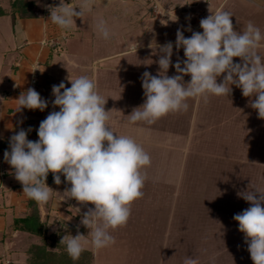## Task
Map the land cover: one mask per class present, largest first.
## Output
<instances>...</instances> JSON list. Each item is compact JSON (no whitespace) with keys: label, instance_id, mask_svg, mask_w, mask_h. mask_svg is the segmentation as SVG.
Wrapping results in <instances>:
<instances>
[{"label":"rangeland","instance_id":"rangeland-1","mask_svg":"<svg viewBox=\"0 0 264 264\" xmlns=\"http://www.w3.org/2000/svg\"><path fill=\"white\" fill-rule=\"evenodd\" d=\"M31 1L39 10L60 4ZM11 2L0 0V6L10 10ZM65 2L78 5L80 0ZM209 8L231 12L236 31L243 32L251 21L264 35V0H95L94 11L63 32L65 45L82 66L75 78L93 79L107 100L108 125L134 138L151 157L143 197L131 205L127 225L110 232L115 244L100 250L86 246L95 264H184L188 257L199 264H254L233 217L250 207L238 193L264 191V119L250 106L255 97H244L231 85L229 96H210L207 103L190 98L186 111L169 113L154 124L129 122L145 100L143 73L160 71V46L173 43L167 75H177L173 65L179 60L183 66L186 59L183 48L175 47L177 31L185 38L202 33L200 21L210 15ZM100 17L113 33L110 40L96 31ZM8 22L0 19L1 39L7 38ZM257 51L264 57V40ZM117 64L119 72L112 70ZM183 79L187 83L190 76ZM222 81L223 74L217 78ZM90 208L94 205L87 204L86 213ZM75 224L70 235H88L81 220Z\"/></svg>","mask_w":264,"mask_h":264},{"label":"clouds","instance_id":"clouds-1","mask_svg":"<svg viewBox=\"0 0 264 264\" xmlns=\"http://www.w3.org/2000/svg\"><path fill=\"white\" fill-rule=\"evenodd\" d=\"M94 6L95 0H80L78 5L60 0L59 6L50 8L49 18L61 29L71 30L76 18L93 12ZM209 11L210 15L200 21L202 33L192 32L185 38L178 29L175 47L177 51L183 48L186 59L183 66L179 60L173 65L177 75H167L173 43L160 46V71L155 76L143 73L145 100L129 115L130 123L151 125L169 113L186 111L190 98L207 103L210 96H229L231 85L240 88L244 97H255L250 106L264 119V57L257 51L264 35L251 21L243 32L234 30L229 11ZM95 28L103 39H111L113 33L105 19L98 18ZM20 37L24 38L22 32ZM234 58L241 62L234 63ZM222 74L223 81L218 83ZM185 75L190 76L187 83ZM68 79L71 87L63 82L52 86V104L59 111H52L40 122L39 139L27 138L31 129L19 130L10 137V151L4 152V160L14 169L23 193L35 202L46 204L55 192L46 184L51 172L55 184H61L62 174L71 185L65 197L94 205L81 220L90 229L87 236L91 241L79 233L66 234L60 241L67 254L78 260L89 243L97 250L115 244L110 232L127 225L131 205L143 197L151 157L134 138L117 134L108 125L107 100L99 94L93 79L86 75ZM17 100L16 111H44L48 107V101L34 88L21 93ZM238 195L250 207L233 218L246 238L251 260L264 264V191L252 188ZM184 264L199 262L188 257Z\"/></svg>","mask_w":264,"mask_h":264},{"label":"crops","instance_id":"crops-1","mask_svg":"<svg viewBox=\"0 0 264 264\" xmlns=\"http://www.w3.org/2000/svg\"><path fill=\"white\" fill-rule=\"evenodd\" d=\"M48 8L49 6H45L39 10L36 6V17L32 18L4 16L10 18V28L6 31L7 38H0V264H28L29 244L38 241L29 233L13 229L14 220L27 214L28 197L23 193L22 184L15 178L14 169L4 160V152L10 151V137L21 129H31L27 138L37 141L40 122L52 111H59L52 104V86L63 82L65 87H71L68 77L75 79L74 75L82 70V66L73 58L72 47L65 45L63 32L68 30L52 23ZM20 32L24 34L22 39ZM43 42L58 45L52 47ZM5 43L8 47L4 48ZM36 63L40 64V72L34 78L33 66ZM113 68H116L112 69L115 72L121 70L118 64ZM93 78L95 79V74ZM29 88H34L48 101V107L44 111L26 108L16 111L19 107L17 99ZM97 89L101 95V88ZM107 107L105 104V110ZM46 184L55 192L46 204L38 203L41 221L46 222L50 234L57 231L65 235L74 232L75 222L82 220L87 204L80 207L81 203L65 197L64 193L71 185L62 174L61 184ZM93 255L95 264L94 252Z\"/></svg>","mask_w":264,"mask_h":264},{"label":"trees","instance_id":"trees-1","mask_svg":"<svg viewBox=\"0 0 264 264\" xmlns=\"http://www.w3.org/2000/svg\"><path fill=\"white\" fill-rule=\"evenodd\" d=\"M10 10L0 6V18L4 16L32 18L36 17V3L31 0H12ZM46 182L54 184L53 174L50 172ZM27 214L15 219L13 229L29 233L38 241L30 242L27 249L28 264H94L92 251L84 250L78 260H73L66 251V246L60 244L65 235L61 231L48 233L46 222L41 221L38 203L28 198Z\"/></svg>","mask_w":264,"mask_h":264},{"label":"built area","instance_id":"built-area-1","mask_svg":"<svg viewBox=\"0 0 264 264\" xmlns=\"http://www.w3.org/2000/svg\"><path fill=\"white\" fill-rule=\"evenodd\" d=\"M44 45H49V46H52V47H55L58 45V43H54V42H50V43H47V42H43ZM40 72V64L36 63L34 64L33 66V76L34 78H36L38 76ZM33 83L35 84V81H33Z\"/></svg>","mask_w":264,"mask_h":264}]
</instances>
